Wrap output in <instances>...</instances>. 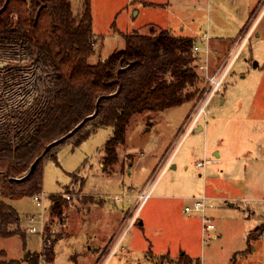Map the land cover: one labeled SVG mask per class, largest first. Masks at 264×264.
<instances>
[{"label":"rangeland","instance_id":"obj_1","mask_svg":"<svg viewBox=\"0 0 264 264\" xmlns=\"http://www.w3.org/2000/svg\"><path fill=\"white\" fill-rule=\"evenodd\" d=\"M71 3L81 13L84 0ZM90 4L97 38L90 62L123 50L124 35L166 30L204 49L196 53L199 82L191 88L199 91L181 106L133 116L118 162L107 169L112 128L78 146L70 138L59 147L57 161H44L40 201L25 197L12 206L21 216H34L40 230L44 219V232L48 226L59 236L53 264H178L183 254L191 260L186 264H264V232L255 230L264 222V0ZM222 65L223 85L207 102L208 77ZM49 80L25 51L0 48V126L13 111L34 104ZM147 193L140 208L138 196ZM55 195L65 199L61 218L49 210ZM201 196L207 197L216 239L205 241L201 216L184 212ZM29 227V221L21 227L31 238L27 251L14 259L4 250L1 264H28L27 254L40 252V236L27 232ZM16 249L13 254L21 251Z\"/></svg>","mask_w":264,"mask_h":264},{"label":"trees","instance_id":"obj_2","mask_svg":"<svg viewBox=\"0 0 264 264\" xmlns=\"http://www.w3.org/2000/svg\"><path fill=\"white\" fill-rule=\"evenodd\" d=\"M123 38V50L92 63L97 38L90 0L78 14L71 0H0V48L25 51L50 78L34 104L13 111L0 126V240L19 237L27 251L22 217L10 202L43 193L44 161H57L67 140L76 137L78 146L112 128L105 145L107 169L118 162L117 149L125 144L133 116L181 106L199 91L191 90L199 82L200 59L193 38L166 30ZM64 200L51 197L52 217L61 218ZM261 231L264 225L257 228ZM43 239L53 264L59 236L46 226ZM39 259L40 252L27 254L28 264H40ZM183 263H191L184 254L178 264Z\"/></svg>","mask_w":264,"mask_h":264},{"label":"built area","instance_id":"obj_3","mask_svg":"<svg viewBox=\"0 0 264 264\" xmlns=\"http://www.w3.org/2000/svg\"><path fill=\"white\" fill-rule=\"evenodd\" d=\"M208 40V38H203ZM202 50H204L203 48L199 47L197 44H195L194 46V52L195 53H200L203 52ZM238 54V53H237ZM236 54V55H237ZM224 66L222 65L218 71H216L213 75L208 77V92L206 94V99L207 102L221 89L222 85H223V81L225 79L226 76V71H224ZM201 69L203 70H207V65L202 66ZM207 104V103H206ZM205 107V106H204ZM204 107H201L199 112L197 113L196 117H194V119L192 120L193 123V127L197 125V123L200 120V117L202 115V113L204 112ZM198 168H203L204 167V163H199L197 164ZM149 194H140L138 196V201L137 203H141L140 208L142 207V205L144 204V202L148 199ZM68 199H70L68 197ZM35 200L36 201H40L39 196H35ZM119 201V199H118ZM206 201H207V197L206 196H201V197H197V198H193V201L190 205L186 206L184 209V212L189 215V216H194V215H199L201 216V220H202V233H203V237L204 240L206 241L207 239H215L217 238L216 234H211L212 231H214L216 229L215 224L213 223L212 219L207 217L206 215ZM29 223H30V227L28 232L29 233H34V234H38L40 236L41 239V249H40V264H49V262L47 261V255L45 253V246H44V234L43 236L40 235L44 232V227H45V223H44V219H41L40 224H41V230L38 229V227L35 225V223H37V220L35 219L34 216L30 217L28 219Z\"/></svg>","mask_w":264,"mask_h":264},{"label":"crops","instance_id":"obj_4","mask_svg":"<svg viewBox=\"0 0 264 264\" xmlns=\"http://www.w3.org/2000/svg\"><path fill=\"white\" fill-rule=\"evenodd\" d=\"M179 37V36H178ZM215 153H217L218 154V158H217V161L218 160H221V158H222V154L219 152V151H214L213 152V154H215ZM10 204L12 205V202H10ZM230 206H234V205H230ZM16 210H17V208L15 207V206H13ZM18 211V210H17ZM22 217V225H21V227L22 226H24L26 223H27V221H28V219H29V217L30 216H26V217H24V216H21ZM260 223H259V225H258V227L259 226H261V225H263L264 224V222H261V221H259ZM257 227V228H258ZM257 228L255 229V230H257ZM28 232V231H27ZM264 232V231H263ZM216 235H217V237H219L220 235H218L217 233H216ZM27 238H28V240H31V238L29 237V235H27ZM216 239V238H215ZM28 244H29V242H28ZM16 247L19 249V250H21L20 252H17V251H15L14 252V254L12 253V251L13 250H11V249H16ZM6 251L7 253H9V256H11V257H13L14 259H17L18 257H19V255H21L22 253H23V247H22V241L20 240V238L19 239H17L16 237H14V238H10V239H1L0 240V253L2 252V251ZM17 250V249H16ZM13 254V255H12ZM200 264H203L202 262H200Z\"/></svg>","mask_w":264,"mask_h":264},{"label":"water","instance_id":"obj_5","mask_svg":"<svg viewBox=\"0 0 264 264\" xmlns=\"http://www.w3.org/2000/svg\"><path fill=\"white\" fill-rule=\"evenodd\" d=\"M202 129H203V127L200 126L199 129H198V131H201ZM49 149H50V146L47 147L46 151H48ZM35 166H36V164H33L32 165L30 172L25 177L29 176L32 173V171L35 169Z\"/></svg>","mask_w":264,"mask_h":264}]
</instances>
